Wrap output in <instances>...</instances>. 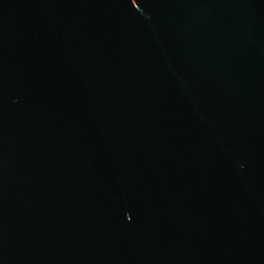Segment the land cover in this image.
Returning a JSON list of instances; mask_svg holds the SVG:
<instances>
[{
	"label": "water",
	"instance_id": "water-1",
	"mask_svg": "<svg viewBox=\"0 0 264 264\" xmlns=\"http://www.w3.org/2000/svg\"><path fill=\"white\" fill-rule=\"evenodd\" d=\"M0 264H264V0H0Z\"/></svg>",
	"mask_w": 264,
	"mask_h": 264
}]
</instances>
